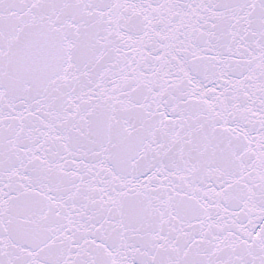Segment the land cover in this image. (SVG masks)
Instances as JSON below:
<instances>
[{
    "label": "snow or ice",
    "instance_id": "obj_1",
    "mask_svg": "<svg viewBox=\"0 0 264 264\" xmlns=\"http://www.w3.org/2000/svg\"><path fill=\"white\" fill-rule=\"evenodd\" d=\"M0 264H264V0H0Z\"/></svg>",
    "mask_w": 264,
    "mask_h": 264
}]
</instances>
